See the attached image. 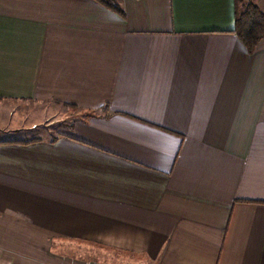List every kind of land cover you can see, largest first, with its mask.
I'll return each mask as SVG.
<instances>
[{"label":"crops","instance_id":"1","mask_svg":"<svg viewBox=\"0 0 264 264\" xmlns=\"http://www.w3.org/2000/svg\"><path fill=\"white\" fill-rule=\"evenodd\" d=\"M117 1L0 0V264H264V0Z\"/></svg>","mask_w":264,"mask_h":264},{"label":"rangeland","instance_id":"2","mask_svg":"<svg viewBox=\"0 0 264 264\" xmlns=\"http://www.w3.org/2000/svg\"><path fill=\"white\" fill-rule=\"evenodd\" d=\"M21 107H24L21 104ZM25 111H21L16 107H13L10 111L2 110L0 113V140L6 139H20L27 138L28 136H39V135H48V128L43 124H40L39 128L35 130H29V125L32 120L38 118V106L36 104L29 103L25 105ZM68 107L64 108L63 106L56 107L58 116L61 115L64 117L68 113ZM5 112V113H4ZM70 112V111H69ZM57 125L53 126L56 130H64V125L61 124L56 128ZM52 127V128H53Z\"/></svg>","mask_w":264,"mask_h":264},{"label":"trees","instance_id":"3","mask_svg":"<svg viewBox=\"0 0 264 264\" xmlns=\"http://www.w3.org/2000/svg\"><path fill=\"white\" fill-rule=\"evenodd\" d=\"M97 1L115 10L117 13L123 14V9L117 0ZM236 25L239 37L245 43L248 50L252 52L264 39V13L256 3L250 1L243 11L239 10L237 13Z\"/></svg>","mask_w":264,"mask_h":264}]
</instances>
